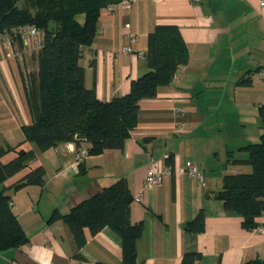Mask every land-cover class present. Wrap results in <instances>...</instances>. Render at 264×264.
Listing matches in <instances>:
<instances>
[{
    "label": "crops",
    "instance_id": "1",
    "mask_svg": "<svg viewBox=\"0 0 264 264\" xmlns=\"http://www.w3.org/2000/svg\"><path fill=\"white\" fill-rule=\"evenodd\" d=\"M159 24L176 25L188 51L179 78L158 86L139 101L137 122L122 149L108 148L81 158L73 141L39 151L22 125L31 122L21 73L34 78L41 44L18 33L0 42V161L23 149L31 157L5 181L11 209L28 241L0 251V264H121V240L108 226L77 248L62 219L53 211L70 208L123 178L132 195L130 220L142 221L136 240V264H179L186 252H199L195 264H242L264 258V212L247 229L241 215L223 208L213 193L228 174L250 173L243 146L259 140L257 106L264 104V5L258 0H135L100 10L98 32L83 47L79 63L84 85L109 101L128 92L130 81L149 67L147 35ZM127 46L128 49H125ZM182 128L177 131L178 126ZM170 155L169 162L166 156ZM169 165L162 179L143 187L150 159ZM195 163L200 182L181 171ZM41 168V184L13 189L30 171ZM204 230L183 228L198 210Z\"/></svg>",
    "mask_w": 264,
    "mask_h": 264
},
{
    "label": "trees",
    "instance_id": "2",
    "mask_svg": "<svg viewBox=\"0 0 264 264\" xmlns=\"http://www.w3.org/2000/svg\"><path fill=\"white\" fill-rule=\"evenodd\" d=\"M120 0H0V31L18 36L19 27L31 25L42 32L38 69L34 78L21 73L31 122L22 125L27 140L39 151L73 141L87 143V153L104 149H122L130 130L137 122L139 101L153 97L158 86L170 83L179 64H186L188 51L180 29L173 24H159L147 35L145 51L149 69L130 81L127 93L109 101L100 100L94 88L84 85V68L79 63L83 47L98 32L100 10ZM262 125L259 140L242 147L247 157L240 161L252 167L250 173L224 175L213 196L226 210L241 215V224L251 229L264 212V104L257 106ZM9 146L0 148V155ZM31 155L23 150L9 162L0 161V251L19 247L28 241L11 209V194L4 181L23 168ZM170 155L166 157L169 162ZM41 168L34 169L12 185L17 189L41 184ZM132 195L123 178L72 206L65 214L53 211L49 220L62 219L69 227L74 243L80 248L86 242L84 229L91 234L108 226L121 240V264H136V240L143 229L142 221L132 223ZM204 211L198 210L183 228L204 230ZM199 252H186L179 264H195ZM95 264H108L96 262ZM242 264H264V258H253Z\"/></svg>",
    "mask_w": 264,
    "mask_h": 264
},
{
    "label": "built area",
    "instance_id": "3",
    "mask_svg": "<svg viewBox=\"0 0 264 264\" xmlns=\"http://www.w3.org/2000/svg\"><path fill=\"white\" fill-rule=\"evenodd\" d=\"M130 1H135V0H120L117 3L107 5L106 8L108 10H113L117 5L124 6L126 3L130 2ZM258 4L260 6H263L264 0H258ZM18 32L36 37L37 43L41 44L42 32L39 29H37L36 27L31 26V25H23V26L19 27ZM2 40H6L9 44V43L13 42V37H12V35H9L6 32L0 31V42ZM124 48L128 49L127 46H124ZM184 69H185V64L177 65V67L175 68L174 72L171 75L170 82L177 80L179 78L180 72L183 71ZM181 128H182V124H180V126H178L177 131L180 130ZM86 154H87L86 147L81 146L79 148V150L76 152V157L81 158ZM180 170L188 173L189 175H191L193 177H195L200 182L203 180V173L198 169V167L195 163L184 164L180 167ZM169 172H170V166L169 165L159 164L158 161H155L154 159L151 158L149 160V162L146 164L145 176L143 179V187H150L151 185L159 182L162 179V177Z\"/></svg>",
    "mask_w": 264,
    "mask_h": 264
}]
</instances>
